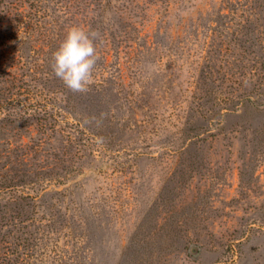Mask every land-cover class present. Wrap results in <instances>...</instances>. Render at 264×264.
I'll return each instance as SVG.
<instances>
[{"label": "rangeland", "instance_id": "obj_1", "mask_svg": "<svg viewBox=\"0 0 264 264\" xmlns=\"http://www.w3.org/2000/svg\"><path fill=\"white\" fill-rule=\"evenodd\" d=\"M39 1L0 7V264H264V0ZM72 26L100 34L84 93L51 68Z\"/></svg>", "mask_w": 264, "mask_h": 264}, {"label": "clouds", "instance_id": "obj_2", "mask_svg": "<svg viewBox=\"0 0 264 264\" xmlns=\"http://www.w3.org/2000/svg\"><path fill=\"white\" fill-rule=\"evenodd\" d=\"M99 35L97 31L72 26L52 54V71L74 93L87 92L92 83L94 69L100 58L95 43Z\"/></svg>", "mask_w": 264, "mask_h": 264}, {"label": "trees", "instance_id": "obj_3", "mask_svg": "<svg viewBox=\"0 0 264 264\" xmlns=\"http://www.w3.org/2000/svg\"><path fill=\"white\" fill-rule=\"evenodd\" d=\"M2 2H3V0H0V7L3 6V5H1ZM30 5L32 6V8H36L37 9L36 11H38V12L41 11V8L42 7L40 6V1L39 0H32V2L30 3ZM4 11H6L7 13H9V11L7 9H5ZM0 12H1V10H0ZM16 20H17V18H15L14 21H16ZM11 22H12V20H11ZM41 23H44V25H41ZM45 23H46V21L38 20L37 19V14H24L23 11H21L20 25H19V27H16L17 28L16 31H19L20 32V29H22V28H25V29L26 28H31L32 30H34V28L36 27L37 28V31L39 33H44V30L49 29V24H47L48 25L47 26ZM8 28H9V25H6L5 26V24L3 23V21L0 19V77H4V76H2V73H4L2 68L3 67H7L6 66V62L8 61V58H9L8 57L9 46H8V43L6 42L7 40L6 41L5 40H2V37L6 33V30ZM22 31H23V29H22ZM33 50L36 51L35 53H37L40 56V49L39 48L36 47ZM119 55H118V58H119ZM106 60L109 61L110 60V57L109 58H106ZM118 62L120 63V59H119ZM105 65H106V63H105ZM101 66H103V64ZM8 73L11 75L9 77H11L13 79H17L16 78L17 77L16 74H13V73H10V72H8ZM13 88L16 89V95L17 96H23V95H25L27 97L28 96H31V98L28 97V102L29 103L27 104L28 107L31 108V111H33L35 113L37 111L44 112V115H45L44 117H37L36 116L37 114L35 115L33 113H30L32 116H35L34 117V120H36L38 123H40L42 125V127L46 126L47 121H49L50 118H52L54 120V122L56 123V125L61 126L60 121L57 118H54L55 117V114H52L49 111V107L56 109V107L53 104L50 103V98L49 99L46 98V97L40 98V96H39V98L38 97L35 98L34 96L30 95L29 92L27 93L26 92V89L22 85L18 86L17 88H15L13 86V87L8 88L7 90H13ZM19 102H20L19 99L18 100H15L14 98H12L9 101L6 100V105L11 106V107H14V106H24L25 107V103H23V102H20L19 103ZM1 111L2 110L0 109V115H1ZM56 116H58V113H57ZM61 123H64V124L66 123V125L68 127H70V132H72V131L75 130L79 134H82L84 136H86V135H92V136H94V139L92 141H94L95 138H96L95 137L96 135H94L93 132H91L90 134L87 133V129L85 128L84 124L81 123L80 120H78V119L71 121V120L67 119L66 117H64L62 119ZM82 126H83V130H85L86 132L83 131V130H81V129H79V128H82ZM96 141H97V139H96ZM97 143H98V141H97ZM77 145H78L79 150H80L81 146H83L82 140H80L77 143ZM3 187H6V188H3ZM9 187H12V185H8L7 184L6 186L0 187V192L6 191ZM28 198H31L33 200L35 199L34 196L33 197L28 196ZM2 250L3 249L0 246V252H1L0 253V259L1 260H4L5 255H3Z\"/></svg>", "mask_w": 264, "mask_h": 264}]
</instances>
